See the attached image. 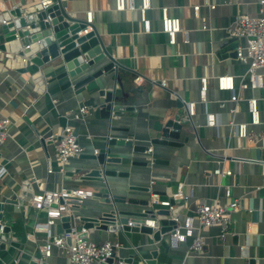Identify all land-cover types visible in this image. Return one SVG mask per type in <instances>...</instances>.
I'll list each match as a JSON object with an SVG mask.
<instances>
[{
    "label": "crops",
    "instance_id": "crops-1",
    "mask_svg": "<svg viewBox=\"0 0 264 264\" xmlns=\"http://www.w3.org/2000/svg\"><path fill=\"white\" fill-rule=\"evenodd\" d=\"M18 1L0 0V13ZM40 1L26 0V4ZM63 1L73 18L95 25L105 48L121 64L116 100L133 109L114 117L110 126L106 119L96 118L90 108L83 119H74L87 98L97 94H75L73 87L67 86V78L56 77L62 72L56 67L57 61L53 68L46 69L44 90L15 70L0 74V118L11 121L9 137L0 143V166L7 171L0 179V224L9 228L2 233L5 247L0 250V264H40V245L47 236L37 227L43 226L46 217L29 204L32 192L65 187L94 192V198L73 210L74 219L66 215L70 218L67 222H56L51 229L54 235L68 230L73 220L80 228L111 209L105 203V184L83 180L79 171L86 157L106 147L108 138L133 140L131 147L114 146L111 155L119 161L107 165L114 173L108 176L110 195L125 198L118 202L122 211L142 213L159 204L157 209H166L169 214L176 210L177 217L184 219L194 215L201 203L226 206L230 200L239 202V209L230 213L226 232L220 226L194 230L195 236L204 241L200 253L191 248L192 238L171 246L167 236L155 241L141 232L89 229L92 241L120 244L116 262L122 259L129 264H144L155 251L157 264H264V99L261 89L242 87L248 66L235 52L243 41L230 38L227 32L242 14H258L260 0H150L146 13L151 22L149 33L144 32L137 9L142 0H130L133 8L123 11L116 9L115 0ZM195 6H199L198 11ZM163 8L170 18L182 20V31L176 34L174 44L163 31ZM259 71L264 74V70ZM224 75L232 76L233 91L218 88L217 78ZM138 76L143 78L140 84L135 82ZM110 78H106L109 83ZM203 79L207 81L204 98ZM97 80L101 83L103 78ZM111 88L108 84L107 89ZM233 94L237 102L231 101ZM251 99L256 100L261 112L259 125L250 123L247 101ZM191 103L192 123L176 138L161 137L155 123L169 120L179 104ZM232 108H236L235 113ZM209 114L214 116L215 125L209 124ZM63 118H67L65 127L79 129L77 138L85 157L73 158L62 166L55 161V146L46 140L50 134L63 131ZM232 123L246 124V137H238ZM157 139L169 141L155 143ZM146 146L148 150H136ZM216 168L230 170L232 175L214 174ZM228 186L230 199L225 197ZM180 187L185 199L175 197ZM153 191L163 199L157 205L144 206L142 202L150 203ZM45 262L69 264L66 253L57 250Z\"/></svg>",
    "mask_w": 264,
    "mask_h": 264
},
{
    "label": "water",
    "instance_id": "water-1",
    "mask_svg": "<svg viewBox=\"0 0 264 264\" xmlns=\"http://www.w3.org/2000/svg\"><path fill=\"white\" fill-rule=\"evenodd\" d=\"M66 8L67 3L63 0H54L47 8L43 7L41 1L27 5L26 0H19L12 8L1 12L0 74L7 73L11 69L15 70L19 74L28 75L38 89L44 90L46 69L48 66L53 68L52 64L57 61L56 67L61 68L62 72L56 77L67 78L69 81L67 86H72L75 94L84 92L88 95L97 94V97H88L83 105L90 108L96 118L106 119L110 126L114 117L133 109V107L116 100L118 71L122 66L105 48L95 25L87 20L73 18ZM88 27L90 28L88 32L79 35ZM235 54L237 55L236 52ZM109 76L112 81L110 83L106 80ZM101 78L103 80L99 83L97 79ZM108 84L112 86L109 90L107 89ZM178 107L176 114L165 123H155L154 128L161 137L176 138L184 126L192 123L188 105L179 104ZM61 122L65 128L67 118H63ZM78 131V128L74 130L75 136H78ZM168 141L157 139L155 143L166 144ZM116 145L131 147L133 140L130 138L128 141L108 138L106 147L98 151V154L86 157L84 165L79 170L83 173V180L105 184V203L111 207L100 216L87 220L83 225L85 228L91 229V232L94 230L141 232L151 235L155 241H161L163 237L171 233L175 225L174 218L177 217V211L173 210L169 214L166 209H157L159 204L153 205L154 207L151 209V207H147L151 206L148 201L142 202L148 208L142 213L119 209L118 202L124 201L125 198L119 195H110L111 187L108 176L114 173L107 168L109 163L119 161L111 155L113 147ZM137 149L148 150L149 148L146 146ZM79 157L84 158L85 156L81 154ZM23 195L22 197H25ZM164 199L173 201L172 198ZM154 209L158 211L154 212ZM148 217L155 220V225L152 228L145 224ZM69 219L68 216L62 218L66 222ZM1 220L2 213L0 212V222ZM73 221L75 224V220ZM8 229L0 224L1 233L8 232ZM166 245V242L163 243V246ZM4 247L5 242L1 241L0 250ZM151 256L150 259L143 260L144 264L158 263L157 252H152ZM114 259L115 254L107 260L106 264H114Z\"/></svg>",
    "mask_w": 264,
    "mask_h": 264
},
{
    "label": "built area",
    "instance_id": "built-area-1",
    "mask_svg": "<svg viewBox=\"0 0 264 264\" xmlns=\"http://www.w3.org/2000/svg\"><path fill=\"white\" fill-rule=\"evenodd\" d=\"M116 9L123 11L132 9L130 0H115ZM44 8L53 3V0H41ZM260 12L258 14H242L228 28L230 38L243 41L236 48L237 58L240 62L247 64L248 70L246 78L242 83L244 88L261 89L262 98L264 99V74L259 70H264V0H260ZM150 8V0H142L137 8L141 21L143 22L144 32H151V22L147 18V10ZM194 9L198 11L199 6ZM91 16V12L88 13ZM90 20V18H89ZM161 20L163 22V31L168 34L170 43H175L176 34L182 31V20L180 18H170L166 8L161 10ZM86 31V30H85ZM143 81L141 76L135 78V82L140 84ZM163 85L165 81L161 82ZM217 86L220 90H234L233 78L230 75L219 76L217 78ZM207 89L206 79L202 80V97ZM238 97L233 94L232 102H237ZM188 109L193 111V103L187 104ZM248 112L250 115V123L259 125L261 123V112L256 106V100L247 101ZM189 111V112H190ZM236 108H232L231 112L235 113ZM89 113V109L81 106L78 112L74 113V119L81 120ZM209 124L215 125V118L212 114L208 115ZM11 121L7 117L0 118V143H4L9 137V126ZM234 124V123H232ZM236 135L238 137H246V124H234ZM73 126H67L60 134H50L47 142L53 144L56 149L55 161L62 166L67 164L71 159L79 157L84 152L83 146L79 143L75 136ZM98 149L94 150L98 154ZM48 172H51L49 169ZM214 174L226 176L232 175L230 170L224 171L220 168L214 170ZM7 175L6 168L0 166V179ZM95 197L91 189L79 187H65L60 191L32 192L28 198L31 206L40 212L45 213V223L37 227V231L46 233V240L40 245V257L37 258L40 264L46 263V259L53 255L54 250L59 253H66L69 264H106L107 260L115 254L114 264H127L125 260L118 259L116 262V250L120 244L115 241L95 242L88 238L89 229L82 225L80 228L73 223L68 230L61 235H54L52 227L56 222L62 221L66 215H72L74 209L81 206L88 199ZM159 194L155 191L151 193L150 205L159 203ZM175 197L185 199L181 187ZM225 197L230 199L231 188L228 186L225 190ZM239 209L238 200H230L226 206H222L216 202L212 204L201 203L194 215L186 216L184 219L174 218L175 225L171 233L167 236L168 243L171 246H178L181 243L193 239L191 248L196 252H202L203 238L195 236L194 230L207 229L212 226H220L223 232H226L231 223L230 213ZM154 227L155 220L147 219L146 223ZM2 233L0 232V242Z\"/></svg>",
    "mask_w": 264,
    "mask_h": 264
}]
</instances>
